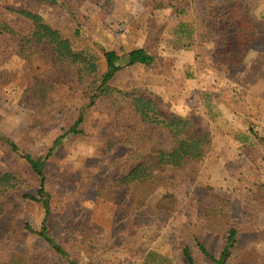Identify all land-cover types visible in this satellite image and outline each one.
Segmentation results:
<instances>
[{
  "label": "rangeland",
  "instance_id": "1",
  "mask_svg": "<svg viewBox=\"0 0 264 264\" xmlns=\"http://www.w3.org/2000/svg\"><path fill=\"white\" fill-rule=\"evenodd\" d=\"M26 1L3 0L0 12L4 4L18 6ZM220 1L36 3L46 21L66 36L73 37L80 30L82 38L105 49L122 52L145 47L151 51L156 58L153 66L123 71L116 75L115 83L151 91L164 108L209 128L213 142L196 175L182 185L180 210L164 213L136 209L130 191L118 190L117 197L108 200L99 196L97 186L103 177L128 168L134 149L129 141L140 131L128 122L129 114L115 113L107 99L89 108L80 125L83 134L66 137L45 167L46 187L51 194L47 226L77 264H144L151 248L172 257L170 264H185L180 243L185 241L188 219L200 206L192 199L210 192L230 196L239 204L247 187L255 182L264 185V0H246L259 38L242 63L234 66L222 64L213 55L218 39L213 10ZM182 22L191 25L190 39L175 36L174 27ZM10 23L18 33L30 34V24L22 18L11 17ZM20 45L19 36L0 35V132L34 156H44L72 125L77 107L87 101L73 77L55 82L59 89L49 107L25 94L35 77L53 82L57 74L46 73L44 63L23 59L18 54ZM165 131L145 126L146 141H167ZM0 171H18L23 179L20 190L3 195L0 201H19L18 221L40 226L45 217L41 203L23 196L35 193L39 177L23 158L9 151L0 152ZM7 220V215L0 216V227ZM258 220L260 228L243 234L241 242L244 249L255 246L264 253V212ZM206 242L211 251L221 247L220 236L208 233ZM189 243L199 255L197 243ZM14 250L23 252L29 264H71L45 240L32 235L17 244L9 239L0 242V259L6 260Z\"/></svg>",
  "mask_w": 264,
  "mask_h": 264
},
{
  "label": "trees",
  "instance_id": "2",
  "mask_svg": "<svg viewBox=\"0 0 264 264\" xmlns=\"http://www.w3.org/2000/svg\"><path fill=\"white\" fill-rule=\"evenodd\" d=\"M37 2L58 4L61 0H27L18 6L4 4V11L0 12V35L19 36L21 45L18 54L27 61L44 63L46 73L57 74H54L56 81L53 82L35 77L25 94L37 99L42 106L49 107L55 103L53 93L59 89L56 83L63 78L73 77L87 102L77 107L72 125L64 129L44 156H34L22 149L10 136L0 132V152H13L23 158L40 179L35 193L26 192L23 196L40 202L45 211L42 224L35 226L30 222L18 221L16 214L21 211L19 201H0V216H8L7 222L0 227V242L9 239L17 244L24 237L32 235L45 240L71 264H77L51 236L47 226L51 194L46 187L45 167L53 150L66 137L83 134L80 125L86 120L89 108L97 101L107 99L115 113L129 114L128 122L140 131L137 137L133 136L134 139L129 141L134 149L128 158V168L114 176L109 174L103 177L97 186L99 196L108 200L115 199L118 190L130 191L131 204L136 209L145 208L164 213L180 210L184 201L181 196L182 185L189 184L190 176L196 175V170L211 150L213 142L209 128L200 126L190 116L164 108L161 99L151 91L138 85L125 88L115 83L116 75L123 71L139 66H153L156 58L151 51L145 47L122 52L105 49L82 38L80 30L73 37L66 36L46 21ZM11 17L28 22L30 34L23 35L15 31L10 23ZM213 20L214 34L218 38L214 41V57L225 65L242 63L254 41L259 38L247 1L221 0L213 10ZM191 30V25L184 22L174 27L175 36L179 40L183 39V35L190 39ZM36 68L41 69V65ZM145 126L166 130L168 140L146 141ZM22 183L18 171H0V197L20 190ZM192 200L200 206L188 219L184 230L185 241L180 243V255L185 264H246L251 260L264 264V253L255 246L244 249L241 242L243 234L260 228L258 217L264 212V185L255 182L247 187L239 204L230 196L210 192L202 197L195 196ZM208 233L220 236L221 247L218 251L208 248ZM191 240L197 243L199 255L192 251L189 243ZM137 246L138 243L134 247ZM172 260L169 255L151 248L145 255L144 264H170ZM0 264L29 263L23 252L14 250L6 260L0 259Z\"/></svg>",
  "mask_w": 264,
  "mask_h": 264
}]
</instances>
